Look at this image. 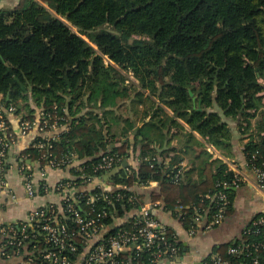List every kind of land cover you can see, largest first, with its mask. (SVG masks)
<instances>
[{
    "label": "trees",
    "instance_id": "trees-1",
    "mask_svg": "<svg viewBox=\"0 0 264 264\" xmlns=\"http://www.w3.org/2000/svg\"><path fill=\"white\" fill-rule=\"evenodd\" d=\"M30 101L46 111L56 107L54 116L67 128L52 141L48 154L62 169L73 166L74 179L62 181L57 192L61 194L70 183L75 195L39 210L73 235L77 251L62 253L73 263L80 262L90 241L69 205L84 219L97 220L109 238L130 229L135 221L136 215L117 226V214L138 215L146 204L144 196L133 191L135 185L158 183L160 192L151 201H162L187 229L196 227L197 213L210 209L207 196L219 190V183L233 181L234 172L217 162L213 175L207 167V180L200 185H184L183 172L175 183L174 176L182 171L176 149L159 154L154 146L178 137L184 131L178 120H183L208 144L228 149L233 135L215 110L219 109L226 118L238 121L241 132L258 119L257 136L244 146L243 154L264 162V0H19L16 7L0 10V106H14L19 115L33 120L36 111ZM125 104L136 118L139 105L144 107L142 127L118 115ZM118 120L124 125L119 136L132 131L143 143L141 151L138 147L134 151L141 154L139 166L113 178L117 190L81 191L106 174L96 171L105 157L117 155L116 167L128 158L129 143L116 142L113 134ZM192 141L189 136L187 144ZM42 154L30 148L23 156L43 167ZM73 156L80 165L75 166ZM237 191L228 193V217L234 213ZM47 192L41 180L35 196ZM132 196L134 202L129 201ZM27 232L42 242L36 264H47L43 256L53 248L29 225ZM169 235L173 240L170 228ZM36 238L24 245L31 243L33 248ZM4 240L8 245L9 237ZM232 244L215 251L224 254ZM151 259L152 251L145 250L130 261L151 264Z\"/></svg>",
    "mask_w": 264,
    "mask_h": 264
},
{
    "label": "crops",
    "instance_id": "crops-1",
    "mask_svg": "<svg viewBox=\"0 0 264 264\" xmlns=\"http://www.w3.org/2000/svg\"><path fill=\"white\" fill-rule=\"evenodd\" d=\"M18 4L19 0H0V10L11 9ZM132 80H134V78H132ZM30 106L31 109L37 112V106L33 101H30ZM166 110L169 115H172L169 109ZM215 110L220 112L223 120L231 129L233 138L228 142V149H221L208 144L200 134L191 132L189 126L183 120H178L184 128V131L180 132L181 134L178 137L174 138L172 142L171 138L167 137L164 145H160L158 142L154 146L159 154L169 149H176V153L181 159L179 167L183 172L182 178L184 185L188 183L200 185L205 182L207 180V167H211L210 170L213 175L216 171L217 162L226 163L227 165L235 163L241 171L253 177L246 165L243 148L250 140H254L257 136L259 128L258 119L254 118L250 127L246 125L247 128L243 129L244 132H241L238 127V121L226 118L219 109ZM143 111L144 107L139 105L137 118L133 114L127 117L135 122L137 128L143 126ZM101 114L102 111L100 112V115ZM10 121L17 142L10 149L7 157L8 162L4 168V179L6 180L8 191L0 193V228L15 227L20 229L21 225L29 222V216L32 212L49 204L61 205L63 200L62 195L58 194L54 189L62 181L74 179L71 174L73 166L67 169H49L45 181L51 191L42 196L36 195L35 197H30L25 186V179L21 172V166L26 164L30 168L29 171L34 174L35 183L38 185L41 181V177L39 176L41 165L39 161H34L31 158L24 160L25 156H23V153L32 148L37 141L60 138L65 127L62 126L59 129L46 132L35 129L27 136H22L17 120L11 118ZM149 121L150 116L146 118L145 122L147 123ZM118 123V129L114 130L113 133L117 136L116 142H128V149L130 152L128 158L122 160L121 164L114 168L121 169V174L119 175L121 176L124 173H130L139 166L141 154L140 152L135 153L134 151H136V147L140 148L141 151V145L143 143L137 140L136 133L132 131L129 132L128 136H119L121 132L120 129L124 127V125L120 126L121 123L119 120ZM172 133H177V131L173 129ZM189 136H192L193 141L187 144ZM165 145L167 149L160 152ZM113 147L115 146L113 145ZM172 156H174V153L166 159V166H169L171 162L170 157ZM124 163L128 164L127 168L123 166ZM77 165L80 164L76 163L75 166ZM1 172L0 167V174ZM107 174L108 173L104 174L101 178L94 179L90 184L82 187L81 191L94 190L96 188H101L103 191H114L119 189V186L112 182L114 177L111 178L109 182L105 181L104 177ZM160 188L161 186L158 183L153 182L148 186L137 187L135 185L132 189L136 194L138 193L144 196L146 201L145 205L154 206L153 214L159 222L170 228L173 238L181 248L180 257L172 261H166L165 264H209L210 256L215 249L230 244L231 242L238 241L252 219L264 211V198L250 188L243 187L237 191L233 215L227 217L219 228L210 232L199 231L197 234H191L190 229L186 228L181 218L175 216L172 211H166L162 201H151L152 196H157L159 194ZM177 210L180 211V209ZM135 215H137V212H130L122 217L117 214L115 223L117 226H120L128 222ZM33 226V224H30L31 229H33ZM4 239H8V235L0 238V264H36L37 256L42 253V250L38 247L42 243L41 239H35L36 246L33 248L31 243L22 248L11 247L4 243ZM78 264H82V261Z\"/></svg>",
    "mask_w": 264,
    "mask_h": 264
},
{
    "label": "built area",
    "instance_id": "built-area-1",
    "mask_svg": "<svg viewBox=\"0 0 264 264\" xmlns=\"http://www.w3.org/2000/svg\"><path fill=\"white\" fill-rule=\"evenodd\" d=\"M56 111V107L53 111L37 108L34 119L30 120L26 114L19 115L17 108L14 106L9 108L0 106V167L2 171L0 174V193L8 191L4 179V168L8 162L9 151L17 142L10 119H16L20 134L27 136L35 129L41 132L59 129L61 127L59 118L54 116ZM63 127H65V131L67 128L66 126ZM55 140L57 138L45 142L40 140L32 146L33 149L43 152L41 160L45 161V165L41 167L39 176L45 183H47L45 180L49 169L62 168L61 164L51 154H48L53 148L52 141ZM24 160L26 159L24 158ZM71 160L74 161L75 165L79 163L77 156H73ZM71 160L67 159V161ZM67 161H63V163L69 164L70 162L67 163ZM119 161L117 155L107 156L96 168V171L108 173L116 167ZM245 161L253 177L241 171L235 163L228 164L229 170L235 174L233 181L219 183L217 185L219 190L207 196L210 209L206 213L205 211L197 213L194 223L198 228L192 227L190 229L191 234H197L199 231L210 232L224 223L228 217V208L231 205L228 194L231 190H239L244 186L264 198V162L256 163V156H252L249 160L245 157ZM29 169L26 164L21 166L29 196L35 197L38 185L35 183L34 174ZM181 172L179 171L174 176L175 183L181 180ZM61 187L62 185H57L54 191L57 192ZM46 190L51 191L47 184ZM61 195H64L63 199L66 201H69L75 195L74 188L70 183L67 184ZM135 198L132 196L129 201L134 202ZM211 210H214L213 213H211ZM69 211L73 213L77 223L81 226V233L90 241L87 251L80 260L82 264H131L130 260L137 258L145 250L152 251L151 264H165L166 261H172L181 255V248L176 240L171 239L168 226L159 222L153 214L154 206L152 205H144L138 210V215H136L130 229L120 231L109 238L104 237L103 227L98 226L97 220L84 219L72 205H69ZM211 214L212 216H210ZM35 221L37 227L34 228L33 226V231L44 235L46 243L54 250L46 253L43 260L47 264H78L73 263L62 254L66 250L72 253L77 251V246L72 242L74 240L73 235L69 233L65 225L51 217H46L45 212L42 210L32 212L29 216V222L23 224L21 231H18L15 227H1L0 238L8 235V246L22 248L25 246L26 240L32 237L36 238V236H31L27 232V225L30 227V224L34 225ZM209 264H264V211L252 219L244 230L242 237L229 246L224 254L214 251L210 256Z\"/></svg>",
    "mask_w": 264,
    "mask_h": 264
},
{
    "label": "water",
    "instance_id": "water-1",
    "mask_svg": "<svg viewBox=\"0 0 264 264\" xmlns=\"http://www.w3.org/2000/svg\"><path fill=\"white\" fill-rule=\"evenodd\" d=\"M190 94H191V96H194L192 92ZM194 101H195V98H194ZM166 149H167V147L165 145V147L163 148V150H161L160 152H163ZM123 166L125 168H127L128 167V164L127 163H124ZM120 174H121V169H114L113 171H111L107 175H105L104 179H105V181L109 182V181H111V178H113L115 176H119Z\"/></svg>",
    "mask_w": 264,
    "mask_h": 264
},
{
    "label": "rangeland",
    "instance_id": "rangeland-1",
    "mask_svg": "<svg viewBox=\"0 0 264 264\" xmlns=\"http://www.w3.org/2000/svg\"><path fill=\"white\" fill-rule=\"evenodd\" d=\"M124 107V108H123ZM122 108H123V111H124V114H123V111L122 110H119L118 111V113H119V116L121 117V119H122V117H123V115H124V117L125 118H127L129 115H130V112H129V107H127L126 106V104L123 106ZM122 124H120V126H121ZM118 124L117 125H115L114 127V129L115 130H117L118 129Z\"/></svg>",
    "mask_w": 264,
    "mask_h": 264
}]
</instances>
